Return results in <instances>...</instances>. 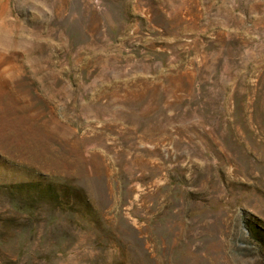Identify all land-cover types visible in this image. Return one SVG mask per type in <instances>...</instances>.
<instances>
[{
  "label": "rangeland",
  "instance_id": "1",
  "mask_svg": "<svg viewBox=\"0 0 264 264\" xmlns=\"http://www.w3.org/2000/svg\"><path fill=\"white\" fill-rule=\"evenodd\" d=\"M0 264H264V0H0Z\"/></svg>",
  "mask_w": 264,
  "mask_h": 264
}]
</instances>
